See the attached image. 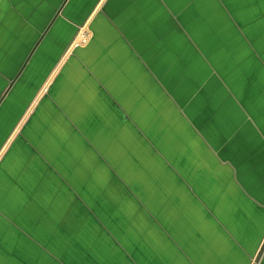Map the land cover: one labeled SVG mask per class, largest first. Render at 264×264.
<instances>
[{
	"label": "crops",
	"instance_id": "0c3cea01",
	"mask_svg": "<svg viewBox=\"0 0 264 264\" xmlns=\"http://www.w3.org/2000/svg\"><path fill=\"white\" fill-rule=\"evenodd\" d=\"M263 241L264 0H0V264Z\"/></svg>",
	"mask_w": 264,
	"mask_h": 264
},
{
	"label": "built area",
	"instance_id": "2783aa9c",
	"mask_svg": "<svg viewBox=\"0 0 264 264\" xmlns=\"http://www.w3.org/2000/svg\"><path fill=\"white\" fill-rule=\"evenodd\" d=\"M91 35H92L91 30H89L87 28H81L78 31V33H77V35H76V37L72 43V46H79V45H83V44L87 43L89 41V39L91 38Z\"/></svg>",
	"mask_w": 264,
	"mask_h": 264
},
{
	"label": "water",
	"instance_id": "95a60500",
	"mask_svg": "<svg viewBox=\"0 0 264 264\" xmlns=\"http://www.w3.org/2000/svg\"><path fill=\"white\" fill-rule=\"evenodd\" d=\"M263 256H264V241H263L258 253L254 257L252 264H259L261 262Z\"/></svg>",
	"mask_w": 264,
	"mask_h": 264
}]
</instances>
